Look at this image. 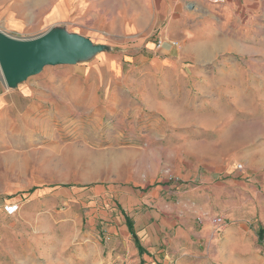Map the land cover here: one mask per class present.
<instances>
[{
  "label": "rangeland",
  "instance_id": "rangeland-1",
  "mask_svg": "<svg viewBox=\"0 0 264 264\" xmlns=\"http://www.w3.org/2000/svg\"><path fill=\"white\" fill-rule=\"evenodd\" d=\"M34 4L21 1L20 8L32 31L11 35L64 29L88 38L96 52L14 87L0 72V264H121L109 246L127 236L112 193L123 186L160 191L170 207L195 190L197 210L214 192L211 214L181 217L199 224L219 216L226 226H213L215 237L231 227L244 237L239 251L220 254L212 241L207 254L181 258L179 250L174 263L264 264V46L259 63L247 61L248 50L245 63L218 53L209 64L178 68L137 62L114 48L122 65L112 76L97 54L124 22L112 17L114 6L123 13L130 0H100L99 21L64 26L37 22L42 12ZM131 4L138 17L141 0ZM158 29L175 33L166 20ZM8 204L18 207L13 216L4 213ZM155 206L144 208L172 215Z\"/></svg>",
  "mask_w": 264,
  "mask_h": 264
},
{
  "label": "crops",
  "instance_id": "crops-1",
  "mask_svg": "<svg viewBox=\"0 0 264 264\" xmlns=\"http://www.w3.org/2000/svg\"><path fill=\"white\" fill-rule=\"evenodd\" d=\"M21 1L28 0H0V25H3L0 26V32L16 35L18 32L32 31L33 25H24L20 21ZM30 1L35 2V7L42 12L37 22H42L46 26H64L85 20L94 24L101 17L100 0ZM188 4H193L191 9L187 8ZM150 6L153 7V12H150ZM136 15L137 13L132 10L131 0L123 13L118 12L116 6L113 8L112 17H123L124 22L119 33H113L112 53L109 52L111 45L107 44L105 50L97 54L98 61L103 62V66L111 71L112 76L116 75L114 69L121 68L120 52L128 51L137 62L147 61L156 65L160 63L163 68L209 64L218 53H224L226 56H229V53L244 56L242 61L245 63L248 50H252V57H247V61L252 60L253 63L261 61L260 50L261 46H264V0H224L220 5H213L204 0H156V4H153V0H141L140 15L138 17ZM166 15L168 17H165ZM164 20L167 21L168 29L175 30L174 35L167 32L159 33L158 24ZM147 39L151 41L147 43ZM157 39H162L161 48H157L156 43H153L157 42ZM172 43L178 44L177 47ZM114 48H120L121 51L115 53ZM231 58L236 61L235 57ZM248 75L256 78L255 76L259 74L253 71ZM0 99L3 101L1 95ZM260 162L263 165L264 158ZM101 191L95 190L94 193ZM204 191L209 192L207 188ZM112 193L120 212L121 220L119 218L117 220L127 236L121 235L120 240L113 238L109 252L114 254L118 252L120 255H116V258L121 264H176L174 255L180 252L181 258H184L191 252L207 254L213 249L212 241L220 242L218 247L220 254L239 251L241 248L244 237L239 236L236 229L227 228L221 237H215L213 226L208 220L196 224L190 217H181L184 212L191 216L192 213L198 215L202 210L205 214H211L209 203L210 196H215L214 192H210L212 194L209 193L210 196L205 193L203 198L207 203L202 210L193 207L195 204L199 205L197 198L199 192L195 190L185 192V197L180 195L182 201L171 207L166 205L164 200L166 197L164 199L160 197V191L140 192L123 186ZM216 194H219L218 191ZM188 200L190 202L186 203ZM151 203H155L157 209L172 211V215L168 212L158 215L154 211H145L147 208L144 207L149 209ZM203 203L202 201L201 204ZM125 215L133 223V230L143 250L142 253L128 232ZM168 215L174 218H168ZM110 259L108 258L107 262Z\"/></svg>",
  "mask_w": 264,
  "mask_h": 264
},
{
  "label": "water",
  "instance_id": "water-1",
  "mask_svg": "<svg viewBox=\"0 0 264 264\" xmlns=\"http://www.w3.org/2000/svg\"><path fill=\"white\" fill-rule=\"evenodd\" d=\"M88 38L50 29L33 37H16L0 32V72L4 83L14 87L38 75L47 66H71L96 51ZM105 48L100 47L99 52Z\"/></svg>",
  "mask_w": 264,
  "mask_h": 264
},
{
  "label": "built area",
  "instance_id": "built-area-1",
  "mask_svg": "<svg viewBox=\"0 0 264 264\" xmlns=\"http://www.w3.org/2000/svg\"><path fill=\"white\" fill-rule=\"evenodd\" d=\"M204 1L210 4H213V5H220L224 3V0H204ZM156 45H157V48H161L162 42L158 41ZM172 45L177 46V44L175 43H172ZM17 208H18L17 206H13L11 204L5 205L4 213L7 216H13L14 214H16ZM211 224L217 229V231H221V229H224V227L226 226V221L224 218L216 216L211 220Z\"/></svg>",
  "mask_w": 264,
  "mask_h": 264
},
{
  "label": "trees",
  "instance_id": "trees-1",
  "mask_svg": "<svg viewBox=\"0 0 264 264\" xmlns=\"http://www.w3.org/2000/svg\"><path fill=\"white\" fill-rule=\"evenodd\" d=\"M125 223H126V226L128 228V232L132 235L134 241L136 242V245H137L139 252L142 253L143 250L139 246L137 239H136V235H135L134 230H133V223H132L131 219L126 215H125Z\"/></svg>",
  "mask_w": 264,
  "mask_h": 264
}]
</instances>
